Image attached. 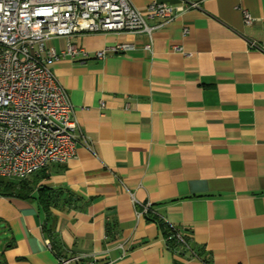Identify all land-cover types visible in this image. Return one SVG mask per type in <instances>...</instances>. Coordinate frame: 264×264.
Returning a JSON list of instances; mask_svg holds the SVG:
<instances>
[{
	"label": "crops",
	"instance_id": "1",
	"mask_svg": "<svg viewBox=\"0 0 264 264\" xmlns=\"http://www.w3.org/2000/svg\"><path fill=\"white\" fill-rule=\"evenodd\" d=\"M130 2L174 13L148 21L151 38L46 41L87 52L48 65L72 104L75 154L47 163L31 197L0 196V264H264V0ZM41 186L61 197L44 208ZM159 220L187 232V250L168 247Z\"/></svg>",
	"mask_w": 264,
	"mask_h": 264
},
{
	"label": "built area",
	"instance_id": "2",
	"mask_svg": "<svg viewBox=\"0 0 264 264\" xmlns=\"http://www.w3.org/2000/svg\"><path fill=\"white\" fill-rule=\"evenodd\" d=\"M173 13L172 7L160 2L139 10L130 0H0V177L22 178L49 162L64 163L75 154L77 123L72 104L48 65L60 56L87 57V52L69 42L57 52L46 41L126 31L143 32L151 38L153 26L148 21L156 17L171 20ZM244 23H252L246 12ZM145 47L150 49V42ZM127 49L124 43L105 46L94 56L102 58ZM175 236L185 244L180 234ZM45 244L51 249L48 240ZM81 258L58 257L56 264H74Z\"/></svg>",
	"mask_w": 264,
	"mask_h": 264
},
{
	"label": "trees",
	"instance_id": "3",
	"mask_svg": "<svg viewBox=\"0 0 264 264\" xmlns=\"http://www.w3.org/2000/svg\"><path fill=\"white\" fill-rule=\"evenodd\" d=\"M41 170L42 168L28 176L19 179H7L4 177H0V196L16 197L21 199L31 197L36 182L39 178L37 174H39ZM61 194V189L55 190L45 186H41L38 188V197L44 208H47L49 204L57 201L61 197ZM68 194H70V196H76V194H74L72 191H69ZM159 221H161L162 226L164 224L166 225V227L164 226L163 233L164 235H166V243L168 247L175 249L179 252H184L185 250H187L189 247V238L187 236V232L183 233L177 230L176 228L167 224L164 220ZM176 233L180 234L183 237L185 244L178 243L177 238L175 236Z\"/></svg>",
	"mask_w": 264,
	"mask_h": 264
},
{
	"label": "rangeland",
	"instance_id": "4",
	"mask_svg": "<svg viewBox=\"0 0 264 264\" xmlns=\"http://www.w3.org/2000/svg\"><path fill=\"white\" fill-rule=\"evenodd\" d=\"M7 179H19V178H7Z\"/></svg>",
	"mask_w": 264,
	"mask_h": 264
}]
</instances>
